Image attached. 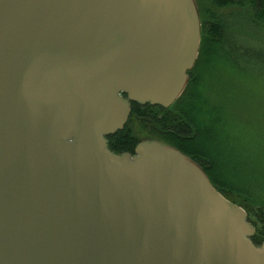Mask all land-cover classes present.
I'll list each match as a JSON object with an SVG mask.
<instances>
[{"label":"water","instance_id":"obj_1","mask_svg":"<svg viewBox=\"0 0 264 264\" xmlns=\"http://www.w3.org/2000/svg\"><path fill=\"white\" fill-rule=\"evenodd\" d=\"M201 29L196 0H0V264H264L189 154L108 146L181 96Z\"/></svg>","mask_w":264,"mask_h":264},{"label":"trees","instance_id":"obj_2","mask_svg":"<svg viewBox=\"0 0 264 264\" xmlns=\"http://www.w3.org/2000/svg\"><path fill=\"white\" fill-rule=\"evenodd\" d=\"M196 2L201 17V44L187 87L168 108L131 102L127 150H133L142 141L135 132V122L149 121L152 127L144 128L147 137L142 138L165 141L199 162L214 186L247 211L249 221L256 228L252 239L261 244L264 241V96L256 84L264 80V0H210V7L200 0ZM239 7L250 11L259 24L258 32L237 25L235 12L229 19L226 9ZM210 59L217 71L222 67L231 73L228 84L224 79L217 85L228 91V104L218 102L216 95L220 89L213 92L212 99L211 90L207 95L208 88L204 85L197 100L195 87L199 84L200 89L202 81L197 70L208 69ZM252 67L257 68L254 77L252 72L247 74ZM118 134L121 140L125 138L124 132ZM207 139L211 145L205 143Z\"/></svg>","mask_w":264,"mask_h":264},{"label":"rangeland","instance_id":"obj_3","mask_svg":"<svg viewBox=\"0 0 264 264\" xmlns=\"http://www.w3.org/2000/svg\"><path fill=\"white\" fill-rule=\"evenodd\" d=\"M200 1H201V3L203 5L205 4L206 7H210L211 6L210 0H200ZM221 11H223V10H221ZM226 12H228L227 16L229 17V19H231V17L234 16L232 12L236 13L235 21H236L237 25H242V26H245L246 28H250L254 32H258L259 24H257L255 22L254 17L250 13V11L247 10V8H242V7H239L237 9L233 8L232 11H230V8H227ZM251 54L253 55V53H251ZM251 61H253V60H251ZM252 66H254V65H252ZM255 71H257V68L256 67H252L251 69H249L247 74L252 72V75L254 77ZM197 73L202 78V81H201V84H200V89H198V85L199 84H197L196 87H195V90L197 89L198 94H199V91L202 94L203 85H204V86H206L208 88L206 90V94L210 95V93H208V91L211 90L212 99H213V96L216 93L215 90L220 89L219 92H218L219 95H216V97L218 99V102H221L223 105H225V103L228 104V97H227L228 96L227 95L228 91H225L224 89H222V87L217 86V85L223 83L224 79L226 80V82L228 84V76L231 73H229V71L227 69L225 71V69H222V67H221V69H219V71H217L216 65L212 62V59H210L209 62H208V69L207 68H200V69L197 70ZM246 79H247V75H246ZM259 80H260V78H259ZM245 81L246 80H244L243 82H245ZM249 81L251 82V84H253L252 80H249ZM261 81H264V80L263 79L260 80V83L256 84L257 85L256 88L258 87V89L260 90L261 94L264 96V82H261ZM239 83H241V82H239ZM213 92H215V93H213ZM200 97L201 96L199 94V96L197 97L198 101L200 100ZM241 97H244V96L241 95ZM259 98H261V97H259ZM156 110H158V109H156ZM136 123H137V121L135 122V129H136L135 132L139 134L140 139L144 140L145 138H142V137H147V135L145 133L146 131L144 130V128L148 127V126L150 128V127H152V124H150V122L147 121V120H142L141 122H138L137 124ZM138 143H136L135 146H137ZM205 143L208 144V145H211L210 139L205 140ZM135 146H134V148H135Z\"/></svg>","mask_w":264,"mask_h":264},{"label":"flooded vegetation","instance_id":"obj_4","mask_svg":"<svg viewBox=\"0 0 264 264\" xmlns=\"http://www.w3.org/2000/svg\"><path fill=\"white\" fill-rule=\"evenodd\" d=\"M125 97H127L126 94H125ZM129 118H130V115H129ZM127 121H126L123 129L117 131L116 133H113V134L106 136L109 148L113 152L118 153V154H123V153H127V152H129L131 154L135 153L136 146L133 150H127ZM120 131L124 132L125 138L123 140H121V135L118 134Z\"/></svg>","mask_w":264,"mask_h":264}]
</instances>
